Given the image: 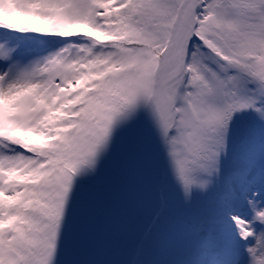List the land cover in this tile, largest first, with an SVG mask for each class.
<instances>
[{
  "label": "snow or ice",
  "instance_id": "obj_1",
  "mask_svg": "<svg viewBox=\"0 0 264 264\" xmlns=\"http://www.w3.org/2000/svg\"><path fill=\"white\" fill-rule=\"evenodd\" d=\"M0 264H264V0H0Z\"/></svg>",
  "mask_w": 264,
  "mask_h": 264
}]
</instances>
